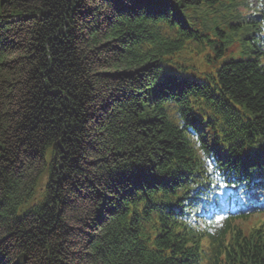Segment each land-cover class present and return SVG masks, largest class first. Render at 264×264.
<instances>
[{
    "label": "trees",
    "instance_id": "1",
    "mask_svg": "<svg viewBox=\"0 0 264 264\" xmlns=\"http://www.w3.org/2000/svg\"><path fill=\"white\" fill-rule=\"evenodd\" d=\"M225 1L0 0V264H198L204 240L264 264V231L214 239L184 214L210 158L264 137V49L221 45L259 20L217 26ZM192 57L206 80L167 67Z\"/></svg>",
    "mask_w": 264,
    "mask_h": 264
},
{
    "label": "rangeland",
    "instance_id": "2",
    "mask_svg": "<svg viewBox=\"0 0 264 264\" xmlns=\"http://www.w3.org/2000/svg\"><path fill=\"white\" fill-rule=\"evenodd\" d=\"M247 43H249V41ZM243 57H247V55L244 53L243 46H241L240 41L236 40L229 44V50L224 55L223 60H229L232 58L238 59ZM187 63L188 65H190L188 73L193 77L203 79L206 73H210V67L204 64V62H202L199 58H191ZM169 65L170 67H176V65H174L173 63H170ZM214 68L215 66H213V69ZM142 118L144 119L146 118V116H142Z\"/></svg>",
    "mask_w": 264,
    "mask_h": 264
},
{
    "label": "bare ground",
    "instance_id": "3",
    "mask_svg": "<svg viewBox=\"0 0 264 264\" xmlns=\"http://www.w3.org/2000/svg\"><path fill=\"white\" fill-rule=\"evenodd\" d=\"M186 210H190L189 208H186ZM228 226V225H227ZM243 229H245L246 231L250 232L252 229L248 228V227H243ZM209 248V247H208Z\"/></svg>",
    "mask_w": 264,
    "mask_h": 264
}]
</instances>
